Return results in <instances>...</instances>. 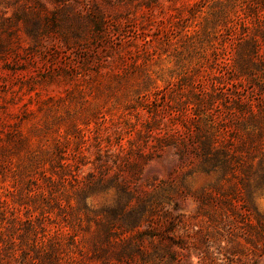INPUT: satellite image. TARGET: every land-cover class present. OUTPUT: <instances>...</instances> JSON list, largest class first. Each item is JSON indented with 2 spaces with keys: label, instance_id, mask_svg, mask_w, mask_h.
<instances>
[{
  "label": "trees",
  "instance_id": "obj_1",
  "mask_svg": "<svg viewBox=\"0 0 264 264\" xmlns=\"http://www.w3.org/2000/svg\"><path fill=\"white\" fill-rule=\"evenodd\" d=\"M179 1L151 38L97 6L0 17L9 78L0 83V264H204L173 234L182 217L173 194L192 195L210 221L229 214L264 252V220L251 205L264 193V0ZM138 36L156 40L159 56L173 45L176 80L159 85L149 50L125 48ZM53 83L63 93L42 94ZM131 108L147 118L127 132L126 149L107 116ZM164 158L217 180L194 193L184 181L134 190ZM110 190L112 200L99 199Z\"/></svg>",
  "mask_w": 264,
  "mask_h": 264
},
{
  "label": "rangeland",
  "instance_id": "obj_2",
  "mask_svg": "<svg viewBox=\"0 0 264 264\" xmlns=\"http://www.w3.org/2000/svg\"><path fill=\"white\" fill-rule=\"evenodd\" d=\"M179 4V0H0V17L14 18L15 15L21 12L22 8H33L38 7V5H44L50 9L62 5L75 9L84 8L85 6H97L106 13L115 17L118 16L121 22H126L130 26L134 24L141 33H147L149 34L148 38H151L162 34L161 27L165 29L169 27L170 22L174 20L171 18V15L175 14L174 8ZM17 33L21 37V43L24 46L28 45V42L31 41V36L27 35L21 27H18ZM180 43H175L177 48H181L179 46ZM125 45V48L132 52L139 49L149 50L150 60L147 67L162 76V80L158 81L159 85L163 86L165 80L168 79L176 80L174 71H171L173 57L168 55L172 52L173 45L168 46V51L160 56L157 53L159 45L156 40H151L149 43L141 45V40L138 36L130 38ZM7 73V70L0 67V83H2V77L6 81L9 80ZM175 86L176 84L173 87ZM14 88L17 87L15 86ZM251 89H249L248 94H251ZM62 90V86L53 83L48 87L46 86V89L42 90V94H62ZM253 90L255 91L253 94L254 98L259 99L258 91H256V88ZM30 94H33V92H30ZM30 94L22 95V101L13 106L9 105L8 109L12 112L17 111L21 102L26 101ZM135 112L131 108L125 112H120L119 110L114 114L112 113L113 115L107 116V120L112 118V120L108 121V124L111 121L113 123L108 129V131L112 132L111 139L115 135L123 136V143L126 149H128L126 142L127 132L131 130V136H136L135 130L140 128L141 122L147 118L145 115L136 114ZM165 114L164 121L167 122L166 120L173 115V112ZM168 121L170 123V120ZM115 128L116 133H113ZM191 168H193L192 165L188 163L180 164L176 158L173 163H169L165 158L160 161L153 160L145 167L141 178L132 182L131 186L139 193L147 191L153 194L156 191L162 192V190L166 192L169 190V186L173 185L182 188L184 181L189 186L190 192L194 193L201 190L206 184L217 180V174L206 175ZM173 196L179 202L177 211L182 213L181 223L176 226L173 234L175 238L191 243L190 254L192 256L198 252L204 264H264V252L260 256L256 255L257 251L252 250V246L243 239V230L240 228L241 223L235 222L229 214H223L222 217L217 216L216 221H210L205 216L195 212L196 201L192 195L179 196L173 194ZM114 197V190H110L101 194L99 199L112 200ZM172 205V202L165 204L169 208ZM251 205L264 220V193L254 194L251 197ZM232 225L235 227H233L234 231L231 235L229 227ZM192 259L194 261L197 260L196 257H192ZM254 261L255 263H253Z\"/></svg>",
  "mask_w": 264,
  "mask_h": 264
}]
</instances>
